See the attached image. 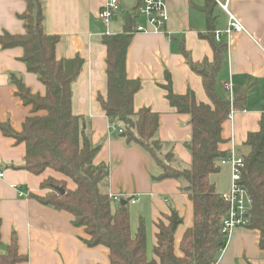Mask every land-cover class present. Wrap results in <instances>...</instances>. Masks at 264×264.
I'll use <instances>...</instances> for the list:
<instances>
[{"label": "crops", "instance_id": "crops-1", "mask_svg": "<svg viewBox=\"0 0 264 264\" xmlns=\"http://www.w3.org/2000/svg\"><path fill=\"white\" fill-rule=\"evenodd\" d=\"M45 12V32L59 37L56 54L59 60L81 57L84 65L78 79L72 85V111L85 120L86 133L99 147L96 165L110 169V196L136 199L130 204L131 229L137 233L143 218L147 230L148 258L154 257L157 244V225L171 215L174 208L183 218L175 234L177 253L185 231L193 225V204L183 191V180H159L161 169L143 149L127 144L124 134L114 127H121L107 117L99 98L107 95L106 57L102 44L105 35L124 32L125 19L134 13L140 0H119L120 10L106 26L99 13L106 0H41ZM169 20L163 33H136L127 53V75L139 79L141 90L135 95L134 107L138 111L149 108L160 116L157 139L165 150H172L175 166L188 169L192 156L188 143L191 140L190 117L180 114L167 100L163 85L170 75L177 95L193 91L199 103H209L202 77L195 73L191 62L213 60V49L203 35L208 34L207 17L202 11L207 0H164ZM26 9L24 0H0V33L24 34L23 22L18 18ZM216 31H226L230 15L239 20L245 32L229 36L227 68L221 81V89L227 83L234 88L248 87L244 110L235 111L223 125L220 145L223 152L237 155L248 153L245 146L248 135L260 130L264 113V0H230L228 12L221 6L214 7ZM138 24L146 20L138 16ZM186 51L188 58H186ZM20 47L3 50L0 46V123L9 124L17 132L22 131L30 108L17 96V88L11 76L16 75L34 93L44 95L45 86L35 74L27 70L21 61ZM25 144L6 137L0 130V219L4 249L15 234L19 253L28 257L21 264H110L109 250L104 246L88 247L83 228L72 225L73 217L67 212L43 206L30 199L28 194L44 195L43 180L61 175L48 171L35 176L25 169ZM219 165V164H218ZM232 168L220 166V172L211 175L220 195L231 189ZM70 186L74 187L70 182ZM24 193V196H20ZM261 234L254 229L239 228L234 231L217 264H264V250L260 248ZM152 249V254L150 251Z\"/></svg>", "mask_w": 264, "mask_h": 264}, {"label": "trees", "instance_id": "trees-1", "mask_svg": "<svg viewBox=\"0 0 264 264\" xmlns=\"http://www.w3.org/2000/svg\"><path fill=\"white\" fill-rule=\"evenodd\" d=\"M25 11L18 15L23 22L24 34L0 33L3 50L20 47L21 61L27 70L35 74L45 86L44 95L34 93L16 75L11 76L17 88V96L30 115L22 131H14L9 124L0 123V130L6 137L25 144V169L35 176L51 171L61 178L50 176L41 183L44 195L30 192L27 197L43 206L72 215V225L83 228L88 247L104 246L109 250L110 264H215L227 246L228 238L223 234V222L229 211V204L217 192L211 182V175L218 174L221 160L229 158L220 145L223 125L232 112L244 110L248 87L234 88L233 100L221 81L227 68L229 41L224 37L217 41L214 0H207L202 11L207 17L208 34L203 35L213 49V60L201 63L190 61L192 70L203 79V86L209 103H199L193 91L177 95L167 73V100L180 114L190 117L191 140L188 147L192 164L188 169L175 166L176 157L172 150H165L157 139L160 116L149 108L138 111L134 107L135 95L141 90L139 79L127 75V53L136 34L138 15L128 14L124 32L105 35L102 44L107 49L106 73L107 95L100 97L102 109L107 117L116 121L123 130V139L143 149L161 169L159 180H183V191L193 204V225L181 240L179 253L175 246V234L183 224V218L171 208V215L157 225V244L154 257L148 258L147 230L143 218L137 233L131 229V200L121 197L115 202L109 193L110 169L96 165L99 147L95 146L86 133L85 120L72 111V85L78 79L84 65L81 57L59 60L56 49L59 37L45 32V12L41 0H24ZM141 1V0H140ZM135 12V10H134ZM186 58L188 55L184 51ZM245 146L244 168L240 184L253 199L250 224L247 229L260 232V248L264 250V113L260 130L248 135ZM70 182L74 187L70 186ZM123 201H127L125 204ZM0 219V264H21L28 257L19 253L18 240L14 234L10 245L4 249Z\"/></svg>", "mask_w": 264, "mask_h": 264}, {"label": "built area", "instance_id": "built-area-1", "mask_svg": "<svg viewBox=\"0 0 264 264\" xmlns=\"http://www.w3.org/2000/svg\"><path fill=\"white\" fill-rule=\"evenodd\" d=\"M219 6L228 12L230 0H214ZM120 10L119 0H106L105 5L99 13V19L108 26L113 19L115 13ZM135 14L146 20V25L137 24L136 33H163L168 20L169 14L167 5L164 0H141L135 8ZM230 15V24L226 31H216L215 36L217 41H221L224 37L229 38L234 32L243 33L245 28L243 24L237 20L233 15ZM225 90L229 92L231 100H233L234 86L231 83L225 85ZM234 112L230 115H233ZM114 130L122 133L120 127L115 126ZM229 158L221 160L218 164L219 167L230 164L232 168V183L229 192L222 195L223 199L229 204V211L223 222V234L227 236L228 241L236 229L247 228L250 224V213L253 208V199L245 187L240 182L242 180V169L244 168V155L236 154L234 151L229 153ZM3 177V174L0 175ZM24 196V193H20ZM115 202H119L121 197L111 196ZM132 204L136 200H131ZM228 243V242H227ZM217 264V263H215Z\"/></svg>", "mask_w": 264, "mask_h": 264}, {"label": "water", "instance_id": "water-1", "mask_svg": "<svg viewBox=\"0 0 264 264\" xmlns=\"http://www.w3.org/2000/svg\"><path fill=\"white\" fill-rule=\"evenodd\" d=\"M125 135H123V137H124ZM127 201H123V203L125 204Z\"/></svg>", "mask_w": 264, "mask_h": 264}, {"label": "rangeland", "instance_id": "rangeland-1", "mask_svg": "<svg viewBox=\"0 0 264 264\" xmlns=\"http://www.w3.org/2000/svg\"><path fill=\"white\" fill-rule=\"evenodd\" d=\"M152 254V249H151V251H150V255Z\"/></svg>", "mask_w": 264, "mask_h": 264}]
</instances>
